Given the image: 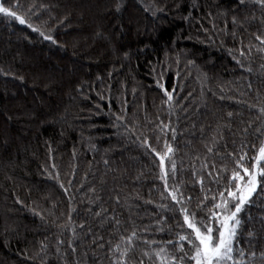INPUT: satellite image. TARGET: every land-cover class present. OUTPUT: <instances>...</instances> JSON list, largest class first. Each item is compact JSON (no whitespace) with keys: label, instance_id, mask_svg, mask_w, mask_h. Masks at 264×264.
Here are the masks:
<instances>
[{"label":"trees","instance_id":"16d2710c","mask_svg":"<svg viewBox=\"0 0 264 264\" xmlns=\"http://www.w3.org/2000/svg\"><path fill=\"white\" fill-rule=\"evenodd\" d=\"M0 3V264H194L264 141V4ZM238 219L264 264V190Z\"/></svg>","mask_w":264,"mask_h":264},{"label":"snow or ice","instance_id":"6c2138e0","mask_svg":"<svg viewBox=\"0 0 264 264\" xmlns=\"http://www.w3.org/2000/svg\"><path fill=\"white\" fill-rule=\"evenodd\" d=\"M243 2V0H241ZM258 2L264 4V0H258ZM0 13L6 16L14 17L19 23L24 24L25 21L17 16L15 12L10 11L8 8L0 5ZM47 39V37H46ZM169 99L171 96L169 95ZM171 151V149H169ZM245 157L241 156L240 160L243 161ZM256 163L253 165V169L243 168V165H239L243 168V176L240 172L233 174V180L243 181L247 176L249 179L238 188V193L228 191V196L232 200H238L234 205V210H229V200L225 199L221 204H216L217 209H223L224 215L213 212L210 219L216 220L219 227L215 229L211 225H207L206 231H202L200 227L196 225L194 219H190L189 215L185 214L184 222L188 228L195 233L196 241L195 255L191 259L195 260V264H222L225 260L232 259L231 253L233 251L232 243L236 236V229L240 225L241 221L238 219V214L242 211L245 204L249 203L251 197L258 192V189L264 190V146H261L258 150V155L255 157ZM224 196V193H221ZM215 233V234H214ZM251 235V233H249ZM188 239V237L181 236L180 240ZM191 243V241H189Z\"/></svg>","mask_w":264,"mask_h":264},{"label":"rangeland","instance_id":"374dc122","mask_svg":"<svg viewBox=\"0 0 264 264\" xmlns=\"http://www.w3.org/2000/svg\"><path fill=\"white\" fill-rule=\"evenodd\" d=\"M0 5H1V3H0ZM261 146H264V141H263V143H262ZM257 155H258V152H257ZM257 155H256V156H257ZM255 163H256V161H254L253 165H254ZM253 165H252L250 168H248V169H249V170H252V169H253ZM242 176H243V175H242ZM248 179H249V177L245 176L243 181H238V183H237V188H236V190H234L233 192H237V193H238V188H239V187H242L243 184H244ZM238 194H239V193H238ZM225 199H227V200L230 201V203L228 204V208H229V210H234V205L238 202V200H232V198L229 197L228 195H227L223 200H225ZM223 200L220 202V204L223 202ZM216 213L220 214V216H223V215H224L223 209H218ZM215 221H216V220H215ZM216 223H217V221H216ZM232 244H233V243H232ZM226 261H227V260L223 261L222 264H223L224 262H226ZM194 264H195V260H194Z\"/></svg>","mask_w":264,"mask_h":264}]
</instances>
